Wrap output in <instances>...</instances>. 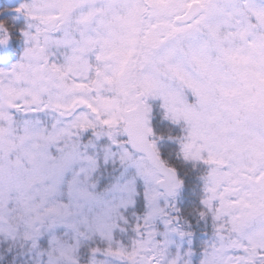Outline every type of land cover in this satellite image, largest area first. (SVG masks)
Returning a JSON list of instances; mask_svg holds the SVG:
<instances>
[{
	"label": "snow or ice",
	"instance_id": "1",
	"mask_svg": "<svg viewBox=\"0 0 264 264\" xmlns=\"http://www.w3.org/2000/svg\"><path fill=\"white\" fill-rule=\"evenodd\" d=\"M0 264H264V0H0Z\"/></svg>",
	"mask_w": 264,
	"mask_h": 264
}]
</instances>
